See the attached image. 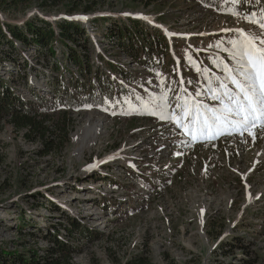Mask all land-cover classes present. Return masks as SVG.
I'll list each match as a JSON object with an SVG mask.
<instances>
[{
	"label": "rangeland",
	"instance_id": "1",
	"mask_svg": "<svg viewBox=\"0 0 264 264\" xmlns=\"http://www.w3.org/2000/svg\"><path fill=\"white\" fill-rule=\"evenodd\" d=\"M66 9H44L37 2L0 8V26L6 34L9 26L23 27L30 18L81 23L88 34L90 65L105 72L108 63L121 67L130 75L122 79L128 94L107 107L69 110L58 104L53 110L42 109L51 129L54 121L64 122L70 132L66 141L59 134L61 148L43 157L42 140L28 141L16 133L9 118L1 123L5 160L0 164V247L16 251L22 230L38 235L43 249L48 246L42 239L47 230L63 227L70 219L98 232L88 238L79 235L82 228L69 225L82 249L73 258L75 264H125L137 255H145L151 264H264V129H251L255 138L248 132L232 133L206 142L193 140L167 118L181 116L180 106L191 102L179 85L178 57L187 87L207 107L221 106L209 92L219 90L221 81L236 91L225 80L226 63L236 67L230 41L241 39L244 30L264 35L245 19H260L264 0H242L226 12L199 0H160L147 6L106 0L93 13L68 14ZM104 17L110 20L107 24L100 21ZM127 18L139 22L133 26ZM110 24L117 32L122 28L149 34L160 25L175 36L172 52L144 65L136 62L139 67L133 68L117 37H106ZM0 42V79L13 78L18 95L35 104V95L50 98L62 75L68 85L78 71L74 66L63 73L56 68L66 59V45L76 49L71 40L66 45L58 40L55 58L45 64L35 47L21 49L18 42L12 47L4 38ZM214 71L219 79L212 76ZM161 97L168 105L164 119L159 112H149ZM89 117L101 118L104 125L96 146L77 158L75 135Z\"/></svg>",
	"mask_w": 264,
	"mask_h": 264
},
{
	"label": "trees",
	"instance_id": "2",
	"mask_svg": "<svg viewBox=\"0 0 264 264\" xmlns=\"http://www.w3.org/2000/svg\"><path fill=\"white\" fill-rule=\"evenodd\" d=\"M135 3H142L145 6L151 3H156L160 0H132ZM203 5L216 8L225 12L231 4L227 0H199ZM37 2L44 9L60 8L63 5L67 6L66 13L73 14L76 12L93 13L97 9L105 5L106 0H0V8H19L20 6H31ZM103 24H107L110 20L107 17L100 18ZM99 20V19H98ZM133 26L138 24L132 18H127ZM115 26L110 24L105 30L108 39L117 37L121 46L120 50H124L125 54L134 61L145 64L150 55L169 54V45L161 31L154 30L155 33H142L140 31H124L120 28L114 31ZM59 31V37L56 31ZM7 34V35H6ZM0 26V39L8 40L12 47L17 46V42L22 45L21 49H30L35 47L37 55H41L45 64L51 58H55L58 40L61 44H65L70 40L74 42L76 49L69 46L66 59L62 60V64L57 62V70H71L74 66L78 71L73 73L72 79L68 85L64 83L65 76H61L60 87L55 88V92L49 97L35 95L37 104L23 99L16 92L13 85V78L8 80L0 79V125L7 122L13 125L15 132L23 134L28 141L41 142V156L51 155L55 149L61 148V143H57V139L61 137L59 134H64V140H69L68 129L64 122L53 123L51 129L47 122L50 117L41 112L42 109H55L58 104L71 109H80L82 106L90 107H107L106 99L111 102L119 101L121 96H127L128 89L124 88L121 83L111 78L110 74L95 69L90 65L87 58L86 44L87 31L78 22H70L68 20H58L54 24L39 18L28 19L23 27L14 26L8 27L6 32ZM159 34V38H154V35ZM157 39V40H156ZM1 46V42H0ZM84 49V52L83 50ZM7 56H10L6 53ZM107 69L109 72L120 74L124 78H129L130 75L123 73L121 67L108 63ZM71 67V68H70ZM95 69V70H94ZM74 72V71H73ZM63 79V81H62ZM57 137V139H56ZM4 157L0 147V164L4 162ZM116 213V211H115ZM23 216H21V219ZM25 218H23V223ZM74 228H82L75 220L70 221ZM22 224H20L21 228ZM23 226H28L23 224ZM62 225H53L52 229H48L42 236L48 246L42 249L38 245L39 237L34 233H23L22 230L18 233L17 250L10 252L6 248L0 247V264H75L74 256L82 252L79 238L75 237L70 229L64 227L68 231L71 240H63L61 236ZM24 229V228H22ZM98 232L89 228H82L79 235L93 238ZM52 244L54 246H52ZM125 264H151L148 257L145 255H137Z\"/></svg>",
	"mask_w": 264,
	"mask_h": 264
},
{
	"label": "snow or ice",
	"instance_id": "3",
	"mask_svg": "<svg viewBox=\"0 0 264 264\" xmlns=\"http://www.w3.org/2000/svg\"><path fill=\"white\" fill-rule=\"evenodd\" d=\"M242 0H227L231 5H237ZM237 14V13H232ZM250 23L257 24L264 30V13L260 19L245 17ZM242 37L232 40L231 56L236 60V67L224 66L227 73L225 80L236 89L228 87V83L221 81L219 90L209 88L212 99L220 102V107H207L184 101L180 106L182 115L177 117L169 114L168 119L174 120L184 129L193 140L203 138L215 140L224 134L237 132L243 135L248 132L255 138V132L250 131L258 125L264 129V35L239 32ZM219 47V46H218ZM219 79V77H217ZM168 107L166 98L161 97L160 104H153L150 114L161 113L164 119L165 109ZM148 109V105H145Z\"/></svg>",
	"mask_w": 264,
	"mask_h": 264
},
{
	"label": "bare ground",
	"instance_id": "4",
	"mask_svg": "<svg viewBox=\"0 0 264 264\" xmlns=\"http://www.w3.org/2000/svg\"><path fill=\"white\" fill-rule=\"evenodd\" d=\"M170 35L172 34L170 33ZM103 123L104 121L101 118H88L86 127L75 135L74 140L78 145L75 149V157L81 158L86 151L96 146L98 143V135L101 133L104 125ZM66 202H70V200H66ZM91 216H94V214H91Z\"/></svg>",
	"mask_w": 264,
	"mask_h": 264
},
{
	"label": "built area",
	"instance_id": "5",
	"mask_svg": "<svg viewBox=\"0 0 264 264\" xmlns=\"http://www.w3.org/2000/svg\"><path fill=\"white\" fill-rule=\"evenodd\" d=\"M128 63H129V64L131 65V67H133V68H135V67H139L138 64H136L133 60H130V59H129ZM9 119H10V118H9ZM18 228H19V227H18ZM18 228H17V229H18ZM52 246H54V245L52 244Z\"/></svg>",
	"mask_w": 264,
	"mask_h": 264
}]
</instances>
